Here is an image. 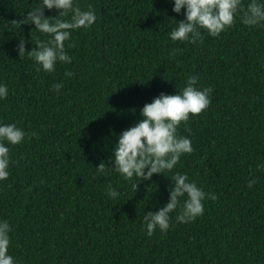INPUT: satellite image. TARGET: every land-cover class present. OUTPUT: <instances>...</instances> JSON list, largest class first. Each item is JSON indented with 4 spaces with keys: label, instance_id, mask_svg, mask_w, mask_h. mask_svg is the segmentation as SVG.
I'll return each instance as SVG.
<instances>
[{
    "label": "trees",
    "instance_id": "16d2710c",
    "mask_svg": "<svg viewBox=\"0 0 264 264\" xmlns=\"http://www.w3.org/2000/svg\"><path fill=\"white\" fill-rule=\"evenodd\" d=\"M38 3L0 0V82L8 86L0 122H16L27 133L9 146V176L0 180V219L10 224L14 259L264 264V170L257 168L264 163V22L244 25L237 15L218 36L200 29L195 42L172 41L168 32L183 9L173 12L171 0H73L96 19L64 41L70 63L37 72L16 45L24 38L27 51L46 38L17 22ZM192 74L198 86L212 89L208 107L177 126L193 151L172 170L124 179L108 159L117 134L140 118L145 102L179 91ZM101 160L105 174L95 168ZM177 171L216 199L206 196L203 213L186 223L176 221L174 209L166 231L146 235L145 212L167 202ZM108 186L116 197L104 192Z\"/></svg>",
    "mask_w": 264,
    "mask_h": 264
},
{
    "label": "clouds",
    "instance_id": "9594fccd",
    "mask_svg": "<svg viewBox=\"0 0 264 264\" xmlns=\"http://www.w3.org/2000/svg\"><path fill=\"white\" fill-rule=\"evenodd\" d=\"M171 4L175 13L183 9V19L175 20V25L168 32L172 41L195 42L201 36L200 29L206 30L209 36H218L233 24L237 15L244 25L254 26L264 22V0H249L246 6L241 4V0H171ZM44 9L59 11L54 16L45 15ZM69 12L71 15L68 19H61ZM95 19L93 10L81 9L73 0H39L17 22L33 24V29L46 38H38L34 47L26 51L25 40L20 37L16 45L17 54L21 58L27 52L37 72H52L57 62H71L72 58L66 53L64 44V41L69 40L71 31L87 28ZM198 79L195 74L189 75L179 91L173 94L161 92L140 107V118L117 134L108 158L112 165L110 168L126 180L133 176L147 180L154 173L172 170L182 154L193 151L190 137L178 134L177 126L186 122L190 114L195 116L210 104L212 89L210 86H198ZM51 87L59 90L62 83H53ZM7 95V84L0 82V100ZM185 131L189 130L186 128ZM26 135L16 122H0V180L9 176V146L22 143ZM106 167L103 160L95 166L101 174H105ZM257 168L264 170V163L258 164ZM170 179L172 186L168 189L167 202L156 211L145 212L143 227L146 235L151 236L156 228L161 232L166 231L169 227L168 214L174 209L179 207L176 221L186 223L203 213L206 196L216 199L215 193H205L195 181L189 180L187 173L174 172ZM254 182L255 178L249 180V187ZM104 192L108 197L117 196L116 189L111 186L106 187ZM10 231L8 220L0 219V264H19L8 251Z\"/></svg>",
    "mask_w": 264,
    "mask_h": 264
}]
</instances>
